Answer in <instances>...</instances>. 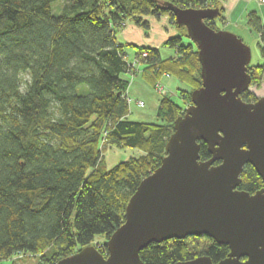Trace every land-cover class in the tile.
<instances>
[{
  "label": "trees",
  "instance_id": "16d2710c",
  "mask_svg": "<svg viewBox=\"0 0 264 264\" xmlns=\"http://www.w3.org/2000/svg\"><path fill=\"white\" fill-rule=\"evenodd\" d=\"M56 1L0 0V264L22 253H41L54 264L93 245L97 235L104 242L94 247L107 257L105 240L124 221L140 181L160 165L175 120L201 86L197 47L166 6L218 9L216 18L204 20L213 30L221 18L219 0H70L60 15ZM158 15L178 30L165 43L171 57L117 42L125 21L145 28L143 17ZM246 24L264 59V22L250 12ZM132 59L143 64L141 77L151 88L165 74L182 85L179 104L168 93L159 97L154 123L130 120L125 91ZM247 74L250 87L240 98L254 103L264 62L250 63ZM105 146L140 155L107 168ZM199 156L211 157L203 143ZM237 188L253 194L264 183L246 164ZM228 253L226 245L191 236L150 243L139 258L175 264L206 256L216 263Z\"/></svg>",
  "mask_w": 264,
  "mask_h": 264
},
{
  "label": "water",
  "instance_id": "95a60500",
  "mask_svg": "<svg viewBox=\"0 0 264 264\" xmlns=\"http://www.w3.org/2000/svg\"><path fill=\"white\" fill-rule=\"evenodd\" d=\"M166 9L197 47L201 86L175 120L160 165L129 198L124 221L106 241L107 257L88 245L54 264H142L139 252L150 243L191 236H206L229 253L216 263L198 256L175 264H264V188H237L246 164L264 183V96L254 103L240 98L250 87V49L204 23L218 9ZM201 143L208 160H200Z\"/></svg>",
  "mask_w": 264,
  "mask_h": 264
},
{
  "label": "crops",
  "instance_id": "0c3cea01",
  "mask_svg": "<svg viewBox=\"0 0 264 264\" xmlns=\"http://www.w3.org/2000/svg\"><path fill=\"white\" fill-rule=\"evenodd\" d=\"M219 4L221 9V18L219 19L217 24H223L224 26H226V28L231 25L237 26L240 21H244L246 24V18L250 12H255L264 22V4L259 3L257 0H219ZM143 21L146 22L147 25V27L145 28L136 25L132 21H129L125 27L120 28V30L116 32L117 42L121 44H129L130 46L132 45L134 47H149L158 49L162 59L171 57L173 55V50L167 47L165 43L169 38L176 37L178 35V30L169 24L167 16L164 15L145 16L143 17ZM244 30L245 32H252L248 26H246ZM256 37L259 41L258 35ZM133 50L134 49L128 50L129 55L130 53H134ZM263 62L264 59L262 63ZM170 79L173 78L163 77L159 81L160 86L162 84V86L164 87V94H169L165 86H171L172 83ZM261 83L264 84V78ZM262 89L263 95L260 96H264V88ZM149 90L152 91L155 110L158 105L160 95L146 83L141 75H137L133 79L132 84L130 85V97L136 99V102L140 101L143 103V100L137 96H139L138 94L140 92H147ZM134 106L136 108L140 107L137 104H134ZM129 110L131 116L134 110L132 103L129 106Z\"/></svg>",
  "mask_w": 264,
  "mask_h": 264
},
{
  "label": "rangeland",
  "instance_id": "374dc122",
  "mask_svg": "<svg viewBox=\"0 0 264 264\" xmlns=\"http://www.w3.org/2000/svg\"><path fill=\"white\" fill-rule=\"evenodd\" d=\"M70 0H59L53 3V8L55 10H57V12H55L56 15H60L62 13V10L64 8V6L66 5V3H68ZM167 16V15H164ZM168 20L169 17L167 16ZM131 21H125L124 23H122L123 27L126 26V24ZM169 24L171 26H173L172 22L169 20ZM247 26V24H245L244 21H240L237 26H229L228 28H226V26H224L223 24H217V27L221 30L227 31V32H231L234 33L237 37H239L243 43L245 45H247L250 49L251 52V61L250 63L253 65H258L261 64L263 59L260 56L259 53V48L257 46V35L255 33H252L250 31L245 32L244 28ZM121 27V28H123ZM174 27V26H173ZM120 30V28H118L116 30V32ZM183 42H186V40L184 39ZM191 42V41H190ZM264 46V44H262ZM132 61L135 63V67L133 68V75H132V79L130 81V83H127V87H126V91H125V96L131 100L130 104L132 103V106L134 107L133 113L130 116V120L132 121H138V122H146V123H154L156 121V117H155V110H154V101L152 98V91L149 90L147 92L143 91L142 93L140 92L137 96L139 98H141L143 100V104L140 105L139 102H136V99H133L132 97H130V85L132 84L133 79L137 76V75H141L143 73V64H139V61L137 62L136 60L132 59ZM141 66V68H140ZM165 77H169L167 74H165ZM171 81V86H165L166 90H168L171 99L175 102V103H180V99L178 97V95H176L175 91L177 90V88L182 87V85L175 79H170ZM157 85H159V81L156 82V85L154 86V91L156 93H158L160 96H162L164 94V87L161 84V88L162 91H158L157 89ZM264 84L261 83V85L255 90L257 96L263 95V87ZM261 97V96H260ZM134 104L139 105V108H136L134 106ZM140 154L138 151L133 150V149H118L114 146H105L102 149V156H103V160L104 163L106 164L107 168H110L114 165H116L117 163H120L122 161H126L129 158L132 157H138ZM107 241V240H105ZM102 242H104V238L100 235L95 236L94 238V242H93V246L94 244L97 246L98 244H103ZM2 264H50L49 262H46V260L43 259V256L41 253H37V254H17L12 256L9 260H6L5 262H2Z\"/></svg>",
  "mask_w": 264,
  "mask_h": 264
},
{
  "label": "built area",
  "instance_id": "2783aa9c",
  "mask_svg": "<svg viewBox=\"0 0 264 264\" xmlns=\"http://www.w3.org/2000/svg\"><path fill=\"white\" fill-rule=\"evenodd\" d=\"M257 1H258L259 3H261V4H264V0H257ZM144 56H145V54H144ZM130 66H132V67L134 68V67H135V63L132 61V63L130 64ZM133 74H134V73H133ZM133 74H132V75H133ZM132 75H131V78L128 80L129 82H130L131 79H132ZM156 87H157L158 91H162V88H161L160 84L157 85ZM127 100H128L129 103H130L131 100H129L128 98H127ZM139 104L142 105V102H139Z\"/></svg>",
  "mask_w": 264,
  "mask_h": 264
},
{
  "label": "flooded vegetation",
  "instance_id": "af4514ba",
  "mask_svg": "<svg viewBox=\"0 0 264 264\" xmlns=\"http://www.w3.org/2000/svg\"><path fill=\"white\" fill-rule=\"evenodd\" d=\"M213 263V262H212Z\"/></svg>",
  "mask_w": 264,
  "mask_h": 264
}]
</instances>
